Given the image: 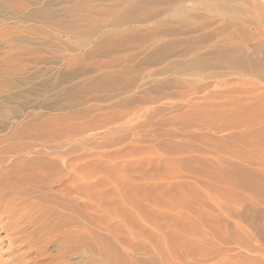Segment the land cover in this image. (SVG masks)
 Listing matches in <instances>:
<instances>
[{"label":"rangeland","instance_id":"rangeland-1","mask_svg":"<svg viewBox=\"0 0 264 264\" xmlns=\"http://www.w3.org/2000/svg\"><path fill=\"white\" fill-rule=\"evenodd\" d=\"M262 1L0 0L1 264H264Z\"/></svg>","mask_w":264,"mask_h":264},{"label":"bare ground","instance_id":"bare-ground-1","mask_svg":"<svg viewBox=\"0 0 264 264\" xmlns=\"http://www.w3.org/2000/svg\"><path fill=\"white\" fill-rule=\"evenodd\" d=\"M225 6H226V4H225ZM181 7H183L182 3L177 6L178 10H182ZM6 208H7V203H5V201L1 200V198H0V234L3 233V235L1 236L2 241H7L6 249L11 250L12 247L16 244V239L11 237L12 236L11 232L13 231V226H12V222L10 221V218H9L10 216L8 217L7 215H3L5 213L4 209H6Z\"/></svg>","mask_w":264,"mask_h":264}]
</instances>
